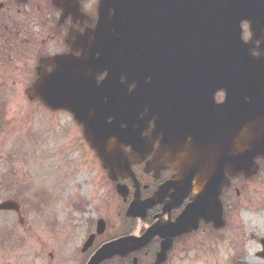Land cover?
Listing matches in <instances>:
<instances>
[{
    "label": "flooded vegetation",
    "instance_id": "flooded-vegetation-1",
    "mask_svg": "<svg viewBox=\"0 0 264 264\" xmlns=\"http://www.w3.org/2000/svg\"><path fill=\"white\" fill-rule=\"evenodd\" d=\"M254 10L249 0H0V66L19 92L13 96L37 102L49 118L68 115L81 131L79 142L85 146L87 161L101 167L105 184H112L121 200L118 218L127 230L105 241L109 223L98 217L106 222V230L87 252L82 245L81 252L73 254V264H87L108 242L129 235L140 238L157 222H163L161 227L174 223L203 192L200 177L207 161L219 179L226 226L229 208L245 195L253 215L264 212V65L255 61L264 58V31L252 30ZM228 17L242 20L241 39L235 31L222 29ZM258 17L264 18V13ZM86 48L108 50L118 58L112 66L134 68L131 76L121 75L118 87L108 85L107 93L99 96L107 114L119 115L120 124L114 128L124 134L121 141L111 138L123 155L122 170L113 173L104 168L71 113L51 111L41 98L31 95L30 88L56 70L53 58H79ZM245 52L252 61H239V54ZM32 53L37 61L33 79ZM107 74L100 72L95 84L100 86ZM111 87L127 88L129 94L114 99ZM5 108L0 105V113ZM30 123L25 120L23 128ZM112 123L109 118L108 124ZM253 147L262 152L251 151ZM118 185L126 187V196L118 193ZM165 185L160 203L137 210L138 218L127 216L136 200L154 198ZM11 198L5 200H15L19 206L0 211V246L10 257L0 264H15L11 259L15 246L42 241L26 226L27 211L36 203L40 211L44 196L28 202L19 194ZM5 200L0 199V204ZM98 221L87 220L89 237L97 232ZM208 227L214 225L202 223L199 231ZM190 235L174 241L169 258ZM162 243L155 238L146 249L105 264H154ZM21 260L19 264H28L23 255Z\"/></svg>",
    "mask_w": 264,
    "mask_h": 264
},
{
    "label": "rangeland",
    "instance_id": "rangeland-1",
    "mask_svg": "<svg viewBox=\"0 0 264 264\" xmlns=\"http://www.w3.org/2000/svg\"><path fill=\"white\" fill-rule=\"evenodd\" d=\"M34 57L32 53V75L37 66ZM0 93V105L6 106L0 113V199L19 194L28 202L44 196L40 211L37 203L26 210V227L45 241L15 246L11 259L19 264L23 255L28 264H73V254L81 252L89 237L87 220L97 222L102 217L108 221L105 241L125 230L117 212L121 200L113 185L105 184L101 167L87 161L85 146L79 142L81 131L68 115L49 118L37 102L27 103L13 96L19 92L13 89L2 65ZM27 119L31 123L23 128ZM245 199L246 195L231 205L225 229L208 227L192 233L176 246L165 264H264L259 256L263 251L264 212L253 215ZM6 254L8 250L0 246V263L10 259Z\"/></svg>",
    "mask_w": 264,
    "mask_h": 264
},
{
    "label": "water",
    "instance_id": "water-1",
    "mask_svg": "<svg viewBox=\"0 0 264 264\" xmlns=\"http://www.w3.org/2000/svg\"><path fill=\"white\" fill-rule=\"evenodd\" d=\"M249 2L255 8L254 12L256 11L255 18L250 20L252 30L258 34L264 31V18L258 17L259 14L264 13V0H249ZM103 6H101V9ZM241 22L242 20L235 21V18L232 19V17L224 18L222 29L235 31L241 39ZM102 24L101 19L100 26ZM85 51L80 58H73L72 56L55 57L56 70L51 74L45 73L32 88L31 95L34 98L40 97L54 111L66 110L71 112L78 123L84 126L85 137L91 143L92 148L96 150L105 168L111 172L114 168L122 170L120 165L122 166L123 155L119 147L111 144V138L115 137L121 141L124 135L120 129L114 128L117 124H120L117 122L119 115L117 113L107 114L106 107L100 103L102 99H99V96L106 94L108 85L114 86L122 74L131 76L134 68L112 66L113 62H118L117 55L115 56L114 53L108 52V50L104 52L103 48L98 50L86 48ZM239 56L241 62L252 61L248 52L239 54ZM255 61L264 65L263 57L255 59ZM100 72H107L108 74L106 80L98 86L94 81ZM133 80L139 85L137 78ZM111 88L115 91L113 94L114 99H117L120 93L129 94L127 88L121 87L122 89L119 88V90L115 87ZM136 93L137 89L132 94ZM109 118H113L114 123L108 124ZM253 126L257 125L253 124ZM251 151L262 152V149L253 147ZM203 168L204 171L200 177L201 184L205 185L203 192L198 195L195 202L181 214L174 224L164 227L156 224L141 239L129 237L106 244L96 252L88 264H103L116 256L126 257L146 248L156 237L165 240L155 263L163 264L167 260V254L173 246V241L185 234L197 231L202 220L206 224L213 222L216 228H223L225 222L223 209L219 201L220 188L217 185L219 179L216 176L217 173L212 172L214 166L213 164L210 165L209 161L203 164ZM166 188L167 185L153 200L145 204L146 207L150 208L160 202L165 197ZM16 206L15 202H6L0 206V211L10 210ZM137 207L138 204H133L128 215L138 216L136 215ZM165 211L167 212V210ZM104 230L105 224L101 221L98 226V234H102ZM94 239L95 237H91L88 240L87 249L92 245ZM262 256L264 258V254Z\"/></svg>",
    "mask_w": 264,
    "mask_h": 264
}]
</instances>
